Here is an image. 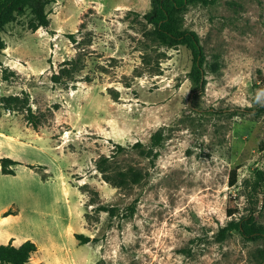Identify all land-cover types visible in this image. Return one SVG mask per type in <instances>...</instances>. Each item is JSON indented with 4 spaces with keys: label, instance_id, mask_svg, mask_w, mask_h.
<instances>
[{
    "label": "rangeland",
    "instance_id": "obj_1",
    "mask_svg": "<svg viewBox=\"0 0 264 264\" xmlns=\"http://www.w3.org/2000/svg\"><path fill=\"white\" fill-rule=\"evenodd\" d=\"M150 9L51 0L48 27L33 32L26 11L2 33L0 158L19 164H0V245L34 242L32 264L261 263L264 239L218 232L250 212L264 226V0L182 14L207 56L201 90L190 50L155 41Z\"/></svg>",
    "mask_w": 264,
    "mask_h": 264
},
{
    "label": "trees",
    "instance_id": "obj_2",
    "mask_svg": "<svg viewBox=\"0 0 264 264\" xmlns=\"http://www.w3.org/2000/svg\"><path fill=\"white\" fill-rule=\"evenodd\" d=\"M51 0H0V52L6 49V42L2 37L5 28L11 24L18 15H23L29 11L32 15L30 29L35 32L39 28H46L50 24L49 13L46 7ZM151 9L143 15L146 22L153 26V37L160 45L168 48H176L184 46L190 50L192 54V67L190 77L195 86L201 90L205 87V69L206 52L201 43L199 34L194 30L185 29L182 27L181 17L187 7L194 3H206L207 0H150ZM70 39H74V35H69ZM8 75L3 72V79L8 80ZM55 81L60 79L59 76H54ZM5 108L16 110L18 103L21 101L19 96H9L2 98ZM28 120L34 128L38 127V122L33 120L31 107H28ZM258 113L264 111V105L259 109ZM154 145L161 142V136L155 134L153 137ZM136 144L134 147H139ZM120 150H124L122 146H118ZM1 172L3 174L15 175V171L11 168L19 162L8 157L0 158ZM106 160L98 161L100 171L105 174ZM105 212L112 214L113 208H101ZM133 211V206L130 207ZM12 211H7L4 217L12 215ZM233 232H238L245 240L253 241L264 239V226L258 224L255 212H250L240 219H232L220 228L218 239L224 241ZM80 245H85L92 239L84 234H76ZM37 251V246L34 242L27 240L19 246L8 244L0 245V264H32L30 257ZM264 264V251L261 253V263Z\"/></svg>",
    "mask_w": 264,
    "mask_h": 264
}]
</instances>
